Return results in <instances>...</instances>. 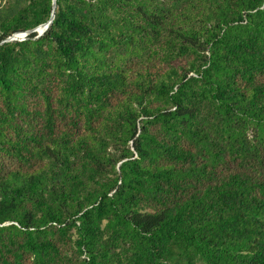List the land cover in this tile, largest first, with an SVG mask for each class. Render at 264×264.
Segmentation results:
<instances>
[{"label":"trees","instance_id":"1","mask_svg":"<svg viewBox=\"0 0 264 264\" xmlns=\"http://www.w3.org/2000/svg\"><path fill=\"white\" fill-rule=\"evenodd\" d=\"M53 2L0 0V264H264V0Z\"/></svg>","mask_w":264,"mask_h":264},{"label":"water","instance_id":"2","mask_svg":"<svg viewBox=\"0 0 264 264\" xmlns=\"http://www.w3.org/2000/svg\"><path fill=\"white\" fill-rule=\"evenodd\" d=\"M53 6H54V9H55V7H56V0H54ZM54 17H55V12L53 11L52 16H51V19L48 22H46V23L38 26L37 28H35L33 30H28L26 32L16 33L13 36L9 37L8 39L4 40L3 42H5V41H11V40H22V39H26L28 37V35L30 33L34 32V31H37L39 33V35H38V37H39V36L43 35L44 32L47 31V29L51 26Z\"/></svg>","mask_w":264,"mask_h":264}]
</instances>
